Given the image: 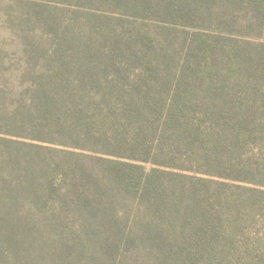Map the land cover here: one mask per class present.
I'll return each instance as SVG.
<instances>
[{
	"label": "trees",
	"instance_id": "obj_1",
	"mask_svg": "<svg viewBox=\"0 0 264 264\" xmlns=\"http://www.w3.org/2000/svg\"><path fill=\"white\" fill-rule=\"evenodd\" d=\"M264 0H0V264H264Z\"/></svg>",
	"mask_w": 264,
	"mask_h": 264
},
{
	"label": "rangeland",
	"instance_id": "obj_2",
	"mask_svg": "<svg viewBox=\"0 0 264 264\" xmlns=\"http://www.w3.org/2000/svg\"><path fill=\"white\" fill-rule=\"evenodd\" d=\"M262 225H264V223Z\"/></svg>",
	"mask_w": 264,
	"mask_h": 264
}]
</instances>
